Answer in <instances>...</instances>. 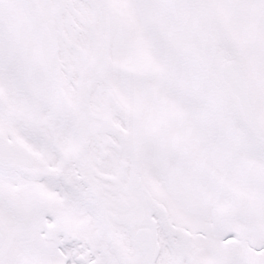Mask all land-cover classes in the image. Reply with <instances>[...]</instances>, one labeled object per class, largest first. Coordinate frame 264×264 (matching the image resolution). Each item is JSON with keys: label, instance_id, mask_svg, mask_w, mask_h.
Instances as JSON below:
<instances>
[{"label": "snow or ice", "instance_id": "snow-or-ice-1", "mask_svg": "<svg viewBox=\"0 0 264 264\" xmlns=\"http://www.w3.org/2000/svg\"><path fill=\"white\" fill-rule=\"evenodd\" d=\"M0 264H264V0H0Z\"/></svg>", "mask_w": 264, "mask_h": 264}]
</instances>
